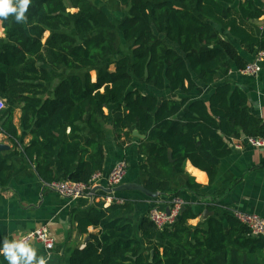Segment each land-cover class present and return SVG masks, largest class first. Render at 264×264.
<instances>
[{
	"label": "trees",
	"instance_id": "16d2710c",
	"mask_svg": "<svg viewBox=\"0 0 264 264\" xmlns=\"http://www.w3.org/2000/svg\"><path fill=\"white\" fill-rule=\"evenodd\" d=\"M93 1L108 0H31L25 21L0 18V134L16 145L19 109L21 132L30 135L24 155L44 184L55 181L56 161L63 180L72 182L88 184L103 171L99 138L108 120L104 109L112 106L118 147L133 138V129L141 138L139 168L149 193L164 194L186 161L211 184L215 160L231 154L232 139L264 141V120L248 110L245 92L219 82L246 65L233 41L249 55L264 53V25L255 24L264 11L253 0H118L125 14L117 23ZM61 68L67 75L48 96L53 72ZM199 84L213 88L207 100L189 97ZM13 170L0 151V186ZM185 188L200 185L187 181ZM133 212L129 202L105 207L98 201L85 216H72L88 240L74 249L69 264H264V239L230 213L208 216L205 228L195 227L188 221L198 215L186 204L162 230L146 214L136 233ZM89 227L97 232L88 233Z\"/></svg>",
	"mask_w": 264,
	"mask_h": 264
},
{
	"label": "crops",
	"instance_id": "0c3cea01",
	"mask_svg": "<svg viewBox=\"0 0 264 264\" xmlns=\"http://www.w3.org/2000/svg\"><path fill=\"white\" fill-rule=\"evenodd\" d=\"M243 1L245 0H237V3ZM253 1L264 11V0ZM68 11L74 12L72 9ZM255 24L262 27L264 15ZM218 32L223 38L232 40L227 32L223 30ZM44 36L47 37L48 33ZM3 39L4 31L0 21V42ZM233 42L246 60V64L254 61L256 53L249 55L236 41ZM259 65L261 71L257 76L243 74L233 67L226 77L219 78V82H228L233 87L244 91L248 99V110L264 120V60ZM65 74L66 71L63 70L57 80H54L48 96L52 95L54 84ZM90 76L94 81L95 72H90ZM138 87L137 89L141 90V86L138 85ZM212 90L211 86L199 84L189 97L191 100H207ZM180 96L182 95L178 93L174 95L177 99ZM113 109L114 106L104 109L108 120L102 125L104 134L99 138L105 156L102 179L97 183L98 189H101L96 191L93 189L94 191H89L87 196L77 200L61 197L41 181L35 166L24 155V148L30 141V135L21 132L20 110L14 111L13 124L20 136L16 145L12 144L5 135L0 134V143L9 147L8 150L3 151V155L14 167L7 184L0 186V246L5 240H15L27 232L45 226L54 238V247L47 253L40 242H31L30 244L37 251V256L45 257L47 264H69L71 253L74 249L84 248L87 238V235L80 234L75 229L71 218L85 216L92 204L98 201H101L105 207L112 203L129 202L134 208L131 218L136 233L142 218L151 208L166 209L170 199L176 195L187 204L194 206L198 217L188 223L195 227L205 228L206 218H202L205 210L218 217L237 210L258 214L264 218V147L249 146L244 137L232 139L231 143L240 148L230 146L231 154L228 157L215 160L217 176L213 183L209 184L208 176L204 171L186 161L183 167L184 172L175 173L169 178L168 188L164 194L149 193L143 186L146 174L139 168L142 160L138 151L141 138L135 135L136 130L133 129V138L118 147L111 123ZM83 131L86 135H91L84 127ZM122 160L127 163V172L121 184L116 187L117 190L107 193L103 189H107L108 173L117 162ZM54 173L55 180H63V172L58 161L55 162ZM187 181H194L200 185V188L193 191L185 188ZM100 190L106 195H99ZM107 197L113 200H107ZM96 232L97 229L88 228V233ZM0 264H8L2 255H0Z\"/></svg>",
	"mask_w": 264,
	"mask_h": 264
},
{
	"label": "built area",
	"instance_id": "2783aa9c",
	"mask_svg": "<svg viewBox=\"0 0 264 264\" xmlns=\"http://www.w3.org/2000/svg\"><path fill=\"white\" fill-rule=\"evenodd\" d=\"M264 60V53L258 52L255 54L253 62L245 65L240 72L246 75L257 76L261 67L259 63ZM4 108V102L0 100V110ZM247 145L254 148H263L264 141L262 139L245 138ZM231 147L240 148V146L231 143ZM127 163L122 160L117 162L113 168L109 171L106 179L107 189H113L119 186L127 172ZM102 179V172H95L88 184L72 182L69 180H55L47 187L52 191L59 194L61 197L77 200L89 194L91 190H99L97 183ZM107 200H113L107 197ZM187 203L180 197L174 196L170 199L166 209L151 208L147 212V217L150 222L157 228L162 230L165 227L172 225L180 214V210ZM230 214L237 219L240 223L244 224L250 230L251 235L261 237L264 239V218L254 213H247L243 211H232ZM25 239L30 244L33 241L40 242L47 253H49L54 247V238L49 233L45 226L36 228L33 231L27 232L24 235L16 238L15 240Z\"/></svg>",
	"mask_w": 264,
	"mask_h": 264
},
{
	"label": "clouds",
	"instance_id": "9594fccd",
	"mask_svg": "<svg viewBox=\"0 0 264 264\" xmlns=\"http://www.w3.org/2000/svg\"><path fill=\"white\" fill-rule=\"evenodd\" d=\"M30 2L31 0H0V18L7 19L11 15L18 23L25 21ZM0 255L8 264H47L46 258L38 257L36 249L25 239L3 241Z\"/></svg>",
	"mask_w": 264,
	"mask_h": 264
},
{
	"label": "rangeland",
	"instance_id": "374dc122",
	"mask_svg": "<svg viewBox=\"0 0 264 264\" xmlns=\"http://www.w3.org/2000/svg\"><path fill=\"white\" fill-rule=\"evenodd\" d=\"M92 4L105 11L107 14H109L111 20L114 22V23H117L125 14V8L122 7V5L118 2V0H108L106 2H98V1H93ZM118 43L120 45H122V48L123 49H128V44L123 42L121 40V38L119 37L118 39ZM111 59L107 60V61H110ZM63 68L61 69H57V70H54L53 72V77H54V80L56 81L57 80V77L60 76V73L63 72ZM135 86H138L135 84ZM143 91L144 89L142 87H140ZM147 91H149L147 89Z\"/></svg>",
	"mask_w": 264,
	"mask_h": 264
},
{
	"label": "water",
	"instance_id": "95a60500",
	"mask_svg": "<svg viewBox=\"0 0 264 264\" xmlns=\"http://www.w3.org/2000/svg\"><path fill=\"white\" fill-rule=\"evenodd\" d=\"M135 135L138 136L137 132L135 133ZM8 149H9L8 146H6V145L0 143V151H1V152L6 151V150H8ZM168 157H169V159L171 158V152H170V150L168 151ZM99 189H101V188H99ZM103 190H104L105 192H107V193H112V192H115L117 189H116V188H113V189H103ZM93 191H94V190H93ZM191 209H192V211L195 212V208H194V206H191ZM184 210H185V206H183V207L181 208L180 213H182ZM211 215H213V213L208 212L207 210H205V211L202 213V218L205 219V218H207L208 216H211ZM87 240H88V238H86V241H87ZM151 259H152V257H151Z\"/></svg>",
	"mask_w": 264,
	"mask_h": 264
}]
</instances>
